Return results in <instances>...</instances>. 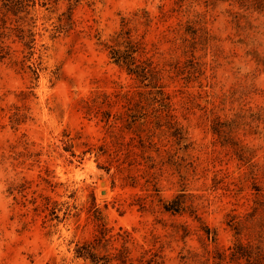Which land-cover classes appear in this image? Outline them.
I'll list each match as a JSON object with an SVG mask.
<instances>
[{
    "label": "rangeland",
    "instance_id": "374dc122",
    "mask_svg": "<svg viewBox=\"0 0 264 264\" xmlns=\"http://www.w3.org/2000/svg\"><path fill=\"white\" fill-rule=\"evenodd\" d=\"M177 2L80 0L72 25L60 32L55 29L65 17L66 2L49 9L37 6L34 54L24 68L12 63L22 59L23 46L6 42L10 58L0 62V264H91L76 257L75 250L93 241L100 222L112 235L129 233L132 258L161 246L164 264H201L205 251L227 248L236 240L227 224L229 214L250 211L264 177L260 171L255 179L249 177L250 169L221 145L212 124L216 118L229 121L264 107V14L228 3L205 7L201 0ZM140 9L148 12L151 23L137 25L133 36L142 37L154 60L178 59L186 66L184 74L165 77L164 90L190 146L178 153L185 159L180 170L168 165L157 170L158 196L142 166L118 171L107 155L90 152L100 145L112 149L111 133H118L122 124L109 128L113 120L105 124L86 103L102 94L141 89L110 62L104 47L121 18ZM161 11L167 13L164 18ZM186 21L199 31L194 44L186 34L184 47L180 35ZM32 62L39 67L37 77L27 68ZM122 105L118 100L101 109L115 114L125 110ZM256 130L264 131V123L239 126L231 137L254 151L253 162L261 168L264 139ZM120 135L123 142L134 136L127 131ZM153 141L161 151L175 150L170 138ZM151 154L156 160L165 158L163 152ZM128 175L136 177L134 186ZM180 192L190 199L200 222L188 214L162 212L158 197L170 199ZM138 198H145V210L139 209ZM177 224L189 229L184 239ZM202 226L216 231L214 242L202 238ZM240 239L254 242L256 232L248 228ZM120 245L110 239L106 250Z\"/></svg>",
    "mask_w": 264,
    "mask_h": 264
},
{
    "label": "trees",
    "instance_id": "16d2710c",
    "mask_svg": "<svg viewBox=\"0 0 264 264\" xmlns=\"http://www.w3.org/2000/svg\"><path fill=\"white\" fill-rule=\"evenodd\" d=\"M59 1L61 0H0V62L10 58V47L6 42L11 40L23 46L22 59L14 60L12 63L24 68L26 61H29L34 54L36 33L33 13L36 7L49 9ZM64 1L67 4V12L63 19H58L60 24L55 29L57 32L72 25V11L80 2V0ZM183 1L178 0V6ZM201 1L205 7H215L219 3H228L230 6L236 5L242 11L264 14V0ZM166 15V12L161 11L159 17L164 18ZM150 23L151 19L148 12L145 9L137 10L130 17H122L120 28L104 43L110 62L124 69L128 75L135 79L141 89L137 92L117 91L112 95L102 94L94 98L91 104L86 103V107L90 111L94 110L95 114H101V121H104L105 124H109L110 119H112L109 128H115L116 122L122 124L118 128V133H111V137L114 138L112 149L100 145L92 148L90 152H94L96 156L107 155L110 164H115L118 171H129L132 166H142L143 174L147 176L146 182L152 185L154 195L158 196L157 170L161 171L165 165L174 166L180 170L185 159L183 156H178V153L187 152L190 144L187 143L184 128L172 114L171 95L164 90L165 77L172 80L174 76L184 74L186 66H181L178 59L164 62L154 60V54H149L150 50H147L142 37L133 36V31H136L137 25L148 27ZM172 30L175 31V29ZM197 31L199 29H195L189 21H186V28L180 35L183 45L189 41L186 34L190 35L191 43L194 44ZM203 32L205 33V31ZM200 40H202L201 36ZM203 41L206 42L204 39ZM183 53L185 54L184 50ZM190 65L195 67L196 64ZM27 68L35 77L38 76L39 67L34 62L27 65ZM118 100L123 102L122 107L125 108L123 112L111 114L108 110L101 109L102 105L110 106ZM236 115L235 119L229 121L221 122L218 118L213 120L212 133L217 136L221 145L229 146L235 159L241 165L250 169L249 177L255 179L259 171L264 177V167L258 168L257 164L253 162L254 151L242 144L241 141L231 137L232 132L239 126L264 123V107H258L256 112L250 110L247 116ZM248 118L249 121H247ZM125 131L133 133L134 136L123 142L120 141V133ZM254 133L264 139V131L256 130ZM163 136L173 141L175 146L173 152L165 149L161 151L157 143L153 141V138ZM70 141H66V144L69 145ZM152 152H155L157 157L163 152L165 158L156 160L151 154ZM127 178L131 179V185L134 186L136 177L128 175ZM255 191L250 211L241 215L229 214L230 219L227 224L234 231L236 240L227 248L215 247L211 251H205V255L201 256L203 258L200 261L201 264H264V188L258 187ZM189 200L184 192H180L170 199L158 197L157 202L164 213L172 216L188 214L200 222L201 219L197 215V210L188 204ZM152 203L153 200H150V204ZM138 204L140 210H145L147 204L145 198H138ZM95 212L99 213L97 208ZM97 220L100 221L101 218L97 217ZM175 227L176 232L182 231V239L189 234L186 225L177 224ZM248 228H252L256 232V239L254 242L247 241L244 243L240 236ZM202 230L204 232L202 238L211 242L216 240L215 230H211L207 226H202ZM98 232L99 234L94 237L93 241H86L77 246L76 257L88 260L91 264H114V262L116 264H164L161 246L156 250L144 249L135 258H132L127 246L130 240L129 233L118 232L112 235L103 222L98 224ZM110 239L121 241L120 247L113 248V252L106 250ZM99 249L105 250V253L101 254L97 251ZM196 256L198 255L195 254L194 257Z\"/></svg>",
    "mask_w": 264,
    "mask_h": 264
}]
</instances>
